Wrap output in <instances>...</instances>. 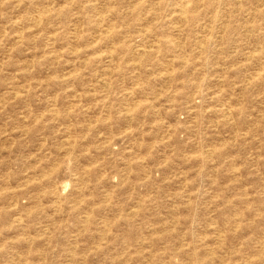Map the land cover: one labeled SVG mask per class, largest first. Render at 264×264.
<instances>
[{
  "label": "rangeland",
  "instance_id": "374dc122",
  "mask_svg": "<svg viewBox=\"0 0 264 264\" xmlns=\"http://www.w3.org/2000/svg\"><path fill=\"white\" fill-rule=\"evenodd\" d=\"M0 264H264V0H0Z\"/></svg>",
  "mask_w": 264,
  "mask_h": 264
}]
</instances>
